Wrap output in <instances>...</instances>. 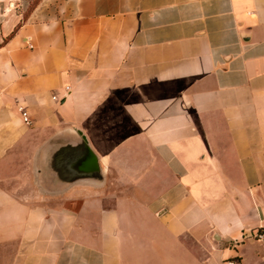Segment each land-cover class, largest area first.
<instances>
[{"label": "crops", "instance_id": "0c3cea01", "mask_svg": "<svg viewBox=\"0 0 264 264\" xmlns=\"http://www.w3.org/2000/svg\"><path fill=\"white\" fill-rule=\"evenodd\" d=\"M76 130L104 181L43 191ZM258 224L264 0H0V264H264Z\"/></svg>", "mask_w": 264, "mask_h": 264}, {"label": "water", "instance_id": "95a60500", "mask_svg": "<svg viewBox=\"0 0 264 264\" xmlns=\"http://www.w3.org/2000/svg\"><path fill=\"white\" fill-rule=\"evenodd\" d=\"M79 135V139H77V143L74 144V151L78 153L77 155H73L72 157H68L64 162V171L67 174V177L62 175V172L56 169L52 161V153L50 154V149L54 142H56L57 137L60 133H57L54 137H51L46 143H44L40 149L36 153L35 157V166L34 173L36 175V181L38 186L43 191H48L52 188L51 182L53 179L58 184L72 182H89L96 185L102 184L104 181V173L101 169L99 160L97 155L90 149L86 136L82 134L80 130H76ZM47 151H50L46 154ZM45 160V166L47 169H43V174L48 173L49 178H44L42 176V172L38 171L37 165H39L40 160ZM49 158V160H48ZM59 175V176H58Z\"/></svg>", "mask_w": 264, "mask_h": 264}, {"label": "built area", "instance_id": "2783aa9c", "mask_svg": "<svg viewBox=\"0 0 264 264\" xmlns=\"http://www.w3.org/2000/svg\"><path fill=\"white\" fill-rule=\"evenodd\" d=\"M23 120L28 123V117L25 112H22ZM242 240L264 241V225L258 224L253 227H248L242 230ZM222 264H239L233 258H226Z\"/></svg>", "mask_w": 264, "mask_h": 264}, {"label": "rangeland", "instance_id": "374dc122", "mask_svg": "<svg viewBox=\"0 0 264 264\" xmlns=\"http://www.w3.org/2000/svg\"><path fill=\"white\" fill-rule=\"evenodd\" d=\"M34 4H36V3H34V2L28 3L27 8L34 6ZM24 19H26V17H24Z\"/></svg>", "mask_w": 264, "mask_h": 264}]
</instances>
